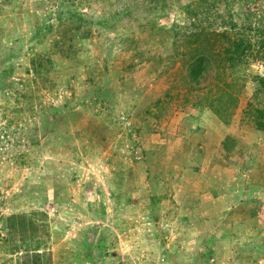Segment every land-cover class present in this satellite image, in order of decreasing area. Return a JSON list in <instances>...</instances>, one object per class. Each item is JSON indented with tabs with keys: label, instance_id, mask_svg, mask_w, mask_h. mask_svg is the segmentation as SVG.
I'll return each instance as SVG.
<instances>
[{
	"label": "rangeland",
	"instance_id": "rangeland-1",
	"mask_svg": "<svg viewBox=\"0 0 264 264\" xmlns=\"http://www.w3.org/2000/svg\"><path fill=\"white\" fill-rule=\"evenodd\" d=\"M213 1L0 0V264L32 213L53 264H264V62L226 67L224 123L183 60L203 26H264V0Z\"/></svg>",
	"mask_w": 264,
	"mask_h": 264
},
{
	"label": "trees",
	"instance_id": "trees-1",
	"mask_svg": "<svg viewBox=\"0 0 264 264\" xmlns=\"http://www.w3.org/2000/svg\"><path fill=\"white\" fill-rule=\"evenodd\" d=\"M213 2H216V0ZM230 2L233 1L229 0ZM206 13L203 11V15ZM207 19L209 18L207 17ZM228 26L232 31L231 34L229 31L218 32L212 30V28H207L208 25L201 27L198 32L192 33L190 38H194L193 42H196L193 49L194 55H192L191 50L190 53H186V55H189L186 60L183 56L184 65L188 71V77L186 78L189 82H187L194 85L189 88L194 89L195 86H199L200 89V87L207 85L210 93L205 99V105L224 123H229L231 113L228 114V110L230 106L236 107L238 104L233 94L235 85H231L225 75L226 67L236 69L242 63H247L250 58L260 59L264 62V26L255 25L251 27V25H248L238 29L233 20ZM253 36L258 40L257 51H254L255 45L251 40ZM201 39L204 40V44L199 43ZM218 42H227L224 50H215ZM254 54H257V56ZM220 57L222 62L216 63L217 58ZM254 82L256 89L253 94V101L247 104L245 116H248V119L254 123L257 130L264 133V75L255 76ZM226 142V145L233 149L235 143L232 142H235V140L228 138ZM258 212L257 209L254 214L256 215ZM36 218L43 220L44 214H13L6 218L5 222L8 230L16 232L20 237V244L13 247L14 254H21L17 264H53L49 254L42 248L39 239L44 236L43 245L46 246L50 237L48 225L46 223L42 225ZM39 232H42L41 236Z\"/></svg>",
	"mask_w": 264,
	"mask_h": 264
}]
</instances>
